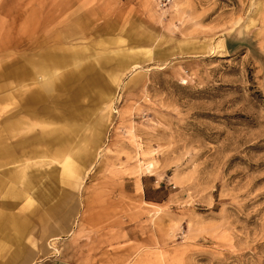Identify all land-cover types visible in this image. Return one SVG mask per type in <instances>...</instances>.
I'll return each mask as SVG.
<instances>
[{"label":"rangeland","instance_id":"374dc122","mask_svg":"<svg viewBox=\"0 0 264 264\" xmlns=\"http://www.w3.org/2000/svg\"><path fill=\"white\" fill-rule=\"evenodd\" d=\"M5 148L0 264H264V0H0Z\"/></svg>","mask_w":264,"mask_h":264},{"label":"bare ground","instance_id":"6f19581e","mask_svg":"<svg viewBox=\"0 0 264 264\" xmlns=\"http://www.w3.org/2000/svg\"><path fill=\"white\" fill-rule=\"evenodd\" d=\"M48 59L46 58L44 61H47ZM52 61V60H51ZM55 60H53L52 62H54ZM59 64L62 63L61 60H57L56 61ZM55 63V62H54ZM16 65V64H15ZM46 70V68L44 69ZM45 74V73H44ZM27 72L26 70L20 66V65H16L13 67H9V68H5L2 71V76H4V83L3 86L7 85V83H9L11 80L17 81V83H21L23 81H25L26 77H27ZM64 75V74H63ZM47 76V74H46ZM44 77V76H43ZM61 77V76H60ZM65 78V77H63ZM29 80V78H27ZM52 79V78H51ZM25 81V82H28ZM53 80V79H52ZM49 83V82H48ZM52 84V83H50ZM26 85V84H25ZM30 87V86H29ZM34 87V86H33ZM31 87V88H33ZM39 88V86H38ZM37 91L32 92V90L30 91V93L25 96V98L22 99L23 101V105L25 108L28 109H33L34 106H37L38 103L43 102L44 100H46L49 97V92L52 90L51 87L47 86L43 89H39ZM8 90V89H7ZM34 90V89H33ZM27 91V90H25ZM22 91V92H25ZM26 94V93H25ZM18 100V99H17ZM20 99V102H22ZM21 105V103H20ZM19 109V108H18ZM46 109V108H45ZM34 110V109H33ZM31 112V111H30ZM35 112V111H34ZM42 112V111H41ZM45 113V112H44ZM32 118V117H31ZM34 119V117H33ZM33 125V124H32ZM68 133V132H67ZM19 137V136H18ZM16 138V137H15ZM30 140V143L34 142V138L28 139ZM29 142V141H28ZM70 144V143H69ZM29 145V144H27ZM6 149V148H5ZM24 149V148H23ZM9 150V149H8ZM5 153H7V149L0 151L1 155H5ZM59 157V156H58ZM21 159V158H20ZM15 164L19 163V160L16 161L15 159L13 160ZM74 166V165H73ZM17 178V177H15ZM2 180V179H1ZM0 180V211H2L3 213L7 212H11L13 210H15L16 206L19 205L20 201H21V197H22V191H20V184L19 181L12 183H9L6 185L3 184V181ZM26 190V188H24ZM29 189V188H28ZM27 189V191H28ZM25 208V207H23ZM18 210V209H17ZM22 210V209H21ZM30 210V209H29ZM20 212V211H19ZM1 216V214H0ZM11 224V227L15 230H17L18 232H22L23 231V227L21 224H18L15 220H10L9 221ZM20 223V222H19ZM27 224V223H26ZM29 226V225H28ZM28 229V228H27ZM9 239V238H8Z\"/></svg>","mask_w":264,"mask_h":264},{"label":"crops","instance_id":"0c3cea01","mask_svg":"<svg viewBox=\"0 0 264 264\" xmlns=\"http://www.w3.org/2000/svg\"><path fill=\"white\" fill-rule=\"evenodd\" d=\"M39 197V196H38ZM39 199H40V197H39ZM41 201V200H40ZM40 264H59V262H57V261H54V260H48V262H46V261H41V263ZM66 264H68V263H66ZM71 264V263H70Z\"/></svg>","mask_w":264,"mask_h":264}]
</instances>
